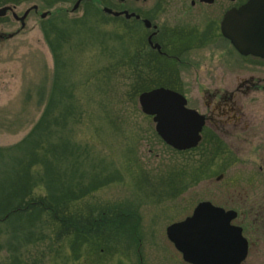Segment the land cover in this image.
<instances>
[{"label": "rangeland", "instance_id": "374dc122", "mask_svg": "<svg viewBox=\"0 0 264 264\" xmlns=\"http://www.w3.org/2000/svg\"><path fill=\"white\" fill-rule=\"evenodd\" d=\"M17 1L14 13L18 16L33 3L40 6L37 14H29L18 35L0 41V151L15 158L18 154L11 149L41 114L49 109L51 118L58 119L69 102L76 110L67 117L64 127H53V135L47 139L53 145L63 141L73 150L58 166V173H64L62 181L71 179L75 186L78 180L88 183L95 176L112 180L64 207L66 216L73 215L76 223L78 217L89 235L90 240L81 243L77 251H72L71 228L58 230L47 212L34 221L13 217L0 222V264H184L166 240L167 226L189 216L199 202L209 201L228 209L231 196L245 198L253 185L258 188L254 190L262 189L263 184L251 185L248 181L256 170L248 143L243 142L244 147L232 153L198 147L178 153L160 141L151 119L140 112L137 104L138 95L145 91L130 94L133 73L126 59L135 51L144 57L139 42L144 32L128 23L133 30L129 33L124 24L105 18L107 15L100 11L102 7L117 10V0L94 2L99 13L90 12L89 17L85 16L83 3L71 11L76 0L52 4L54 0ZM186 1L154 0L145 7L159 5L156 21L167 27L173 21H182L180 8L186 6ZM11 5L15 4H7ZM123 6L134 9L139 4L125 0ZM44 12L51 13L46 20L54 19L69 36L61 53L60 70L42 36L40 25L46 26V20H40L39 13ZM83 19L82 27L74 22ZM18 29L19 24L9 12L0 18V34ZM114 34L121 37L119 41ZM121 55L124 59L117 64ZM236 64L234 75L246 77V61ZM56 78L67 94L62 95V103L60 88H53ZM167 78L148 70L139 73V79L151 87L159 82L166 84ZM256 100V116L264 124L262 95ZM241 101L247 110L249 99ZM255 132L260 136L262 131ZM42 168L38 170L41 176ZM8 170V158L0 159V186L5 174L12 177ZM30 194L28 198L35 200L47 196V191L41 184ZM5 198L0 194V221L7 210L3 208ZM9 198L11 203L13 195ZM96 230L98 234L93 235ZM250 251L243 264H264V245Z\"/></svg>", "mask_w": 264, "mask_h": 264}, {"label": "flooded vegetation", "instance_id": "af4514ba", "mask_svg": "<svg viewBox=\"0 0 264 264\" xmlns=\"http://www.w3.org/2000/svg\"><path fill=\"white\" fill-rule=\"evenodd\" d=\"M85 1L88 0H82L80 3ZM117 1V10L108 9L116 12L126 11L137 18H113L134 20L137 29L142 28L144 32L139 41L145 52L144 57L139 59L140 74L146 72L140 66L142 61L161 62L163 68L160 74L168 78L166 87L157 88H166L179 94L185 101V107L202 118L200 140L195 148L232 153L239 151L243 142H247L249 150L253 152L256 170L249 175L248 181L251 185L263 184L262 189L254 190L258 188L253 185L245 198L236 195L237 198L234 199V196H231L230 208L220 207L224 211L234 212L235 216L230 224L241 229V235L247 244L246 259L251 253V248L264 245V124L258 122L256 116L259 103L256 96L262 95L264 103V59L238 54L231 43L221 35L220 22L224 14L237 9L247 0H187L186 6L180 8L183 10L180 18L182 21H173V24L167 27L156 21L159 5L148 9L145 7L154 0H131L139 4V7L134 9L124 8L125 0ZM39 6L38 3H33L27 8L34 7L22 23L10 13L11 18L19 24V29L11 33L13 36L24 29L25 20L30 13H38ZM11 8L14 13L16 5H11ZM44 13L43 18L42 13H39L42 21L50 16L49 12ZM15 16L20 17L16 14ZM144 22L148 25L145 26ZM239 60L246 61L248 71L246 77L241 79L233 73L238 68L236 61ZM244 97L249 99L247 110L243 108L241 101ZM255 129L262 131L260 136ZM177 254L181 259L180 254ZM253 254L252 251L251 259Z\"/></svg>", "mask_w": 264, "mask_h": 264}, {"label": "water", "instance_id": "95a60500", "mask_svg": "<svg viewBox=\"0 0 264 264\" xmlns=\"http://www.w3.org/2000/svg\"><path fill=\"white\" fill-rule=\"evenodd\" d=\"M82 0H76L75 10ZM34 7L16 17L10 6L0 7V18L7 12L21 22ZM102 12L112 17L137 18L126 11L116 12L106 7ZM45 13L41 14L43 18ZM145 26L148 25L144 22ZM22 25V24H21ZM221 35L238 54L253 55L264 59V0H247L237 9L228 11L220 22ZM13 34H0V40ZM140 112L151 118L156 136L166 146L177 152L196 147L200 140L202 118L185 107L184 99L166 88H154L137 97ZM235 214L224 211L208 201L195 205L191 215L165 228V237L186 264H240L247 252L246 240L241 229L232 226Z\"/></svg>", "mask_w": 264, "mask_h": 264}, {"label": "trees", "instance_id": "16d2710c", "mask_svg": "<svg viewBox=\"0 0 264 264\" xmlns=\"http://www.w3.org/2000/svg\"><path fill=\"white\" fill-rule=\"evenodd\" d=\"M97 1L99 0H88L82 2L85 5L86 17L88 14L91 16L92 13H99V10L94 7V2ZM54 2L60 3L65 2V0H54L53 2H50V4ZM8 3L16 5L19 3V1L0 0V7L7 5ZM105 18L110 19L113 22L124 24L125 29L129 33H133L132 28L127 24H134V20L125 21L122 18H113L109 16H105ZM51 19L52 18H49L45 21L46 26L44 25L42 27L40 25V27L42 30L43 39L52 55L53 63L56 69L58 68L60 70L63 66L61 61V53L63 51V46L67 41L66 39H68L69 36L63 29H60L62 27H59L58 22H55L54 19ZM60 20L63 19L60 18ZM84 20L85 19L76 20L74 22L78 27H82L85 25ZM114 35L119 41L121 37H117L116 34ZM136 53V51L132 55L131 53L128 55L126 53V60L129 61V65L132 66V69L130 68V70L133 73V82L130 84V94L137 95L142 91H147L152 88L166 87L164 83L160 82L154 84L156 87L146 86L141 81V79H139L140 68L138 66V60L141 52L137 54ZM122 55V58H119V60L116 61L117 64L122 62V59H124ZM147 58H149V56H147ZM142 62L143 63L140 66L145 69L144 71L148 70L149 73H160V69L163 68L161 62L152 60ZM58 85L59 84L57 83L56 78L53 82V88H57V90L58 87L60 88L59 94L61 98L59 101L62 103L64 100L62 95L67 96V94H65V88L62 87V85ZM48 104L50 106L52 105V102L49 101ZM75 110L76 108H74L73 104L68 102V104L63 106L62 112H59L60 115L58 114V119L51 118L50 110H45L31 130L17 144L13 146V149H11L12 153L17 152L18 154L15 158H11L10 156L3 154L4 152L0 151V159L5 158V160H7L8 158V171L12 172V177H10L8 174L4 175V184L2 183L0 186V194H4L6 197L3 208H7V210H5L6 212H4L5 216L1 218L0 222H4L9 218L20 216L25 218L27 221H34V219L40 218L42 213L47 212L50 214L52 222L58 226V230H65L69 227L71 228V233L73 234V237L71 238V246L74 247V249L72 248V251H77L81 243H85V241L90 239L88 238L89 235L87 236V234H85L84 227L80 222H78L79 218H75L77 220L76 223V221L73 220V215L69 214L67 217V210H65L64 207L66 206L67 202L80 200L97 189L103 187L104 185L109 184L112 180V177L109 181L106 178H99L98 176H95L91 177L88 183L83 182V180H78L75 186L72 185L71 179L67 178L66 182L62 181L61 176H64V173H58V166L61 167V165L67 161L68 156L70 157L73 153L69 151L72 149H70L63 141L59 143L56 142V145H53L49 144L47 139L53 135L52 128L55 126L64 127L67 117L70 116ZM8 150L9 148L5 150V152ZM41 167H43L41 169L43 171L42 176L41 174L39 175L38 172ZM41 184L45 186L47 196L35 200L28 198L29 195H31L30 193L33 191V189L39 188ZM10 195H13V201L11 200L12 204L9 202ZM14 201L15 204L13 203ZM97 231L98 230L94 231L93 235L98 234ZM104 237H106V235Z\"/></svg>", "mask_w": 264, "mask_h": 264}]
</instances>
